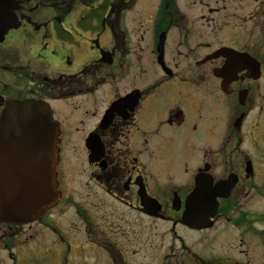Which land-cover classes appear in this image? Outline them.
I'll return each mask as SVG.
<instances>
[{"label":"flooded vegetation","instance_id":"1","mask_svg":"<svg viewBox=\"0 0 264 264\" xmlns=\"http://www.w3.org/2000/svg\"><path fill=\"white\" fill-rule=\"evenodd\" d=\"M258 1L0 0V113L10 100L48 103L59 129L58 187L65 179L70 185L36 221H0V264H250V254L263 256L258 212L242 203L257 192L258 144L247 153L240 143L262 94ZM90 135L102 147L94 162ZM66 147L84 166L85 179L76 184ZM178 149L180 164L194 170L188 184L167 193L161 184ZM199 174L225 183L215 209L195 210L211 214L212 224L193 228L182 213ZM142 190L156 202L143 201ZM147 202L160 207L157 216L144 212ZM60 205L70 210L68 224L53 220ZM142 217L171 221L170 231L179 226L191 236L180 231L176 246H166L167 231Z\"/></svg>","mask_w":264,"mask_h":264},{"label":"water","instance_id":"2","mask_svg":"<svg viewBox=\"0 0 264 264\" xmlns=\"http://www.w3.org/2000/svg\"><path fill=\"white\" fill-rule=\"evenodd\" d=\"M163 40L161 38L160 43ZM158 62L163 64L161 46ZM259 75V68H258ZM58 126L49 106L33 99L10 100L0 114V220L27 223L37 218L59 197L55 166L58 160ZM89 161L102 156V147L94 135L88 136ZM194 190L186 198L182 220L188 225H209L210 215L195 210L215 209L218 187L197 177ZM143 201L146 193L139 191ZM214 206L210 205L213 203ZM150 201L156 200L150 198ZM212 201V202H211ZM144 211L156 215L157 205Z\"/></svg>","mask_w":264,"mask_h":264},{"label":"rangeland","instance_id":"3","mask_svg":"<svg viewBox=\"0 0 264 264\" xmlns=\"http://www.w3.org/2000/svg\"><path fill=\"white\" fill-rule=\"evenodd\" d=\"M256 1L257 0H247L248 4L250 2H256ZM258 2H262L263 12L260 14V17L264 18V0H259ZM247 10H249V9H247ZM150 55H151V58L154 59V56L152 54H150ZM147 64H148L147 66H151L152 62L150 61ZM262 73H263V78L260 79V81H259V83L262 86V94H260V96H258V110H256L257 106H255L251 110L249 115H247L248 117L246 116L247 117L246 122H245L243 129H242L243 138H242V141L240 142L241 146L243 145L244 147L247 148V153L250 152V151H248L249 148L258 144V153H256V159L258 160L257 192L255 193V191H254L255 189L252 188L250 190V194L247 196V198L244 201H242V203L244 204L243 208L246 210H249L251 214L258 212V231H261L262 229L264 230V72H263V70H262ZM256 112H257V114H256L257 118H255ZM252 124H253V126H252ZM75 136H76V134H71V135H69V139L75 140ZM198 139L199 140L197 143H200V141L202 140L201 134H199ZM214 139L216 141L215 144H217L220 141L221 137H219L216 134L214 136ZM238 139H239V137H238ZM223 140L224 139H222V141ZM68 146H69V144H68ZM183 152L184 151L180 150V149L173 151L172 156H173V162H174L175 168L170 173L171 178L169 181L166 180V182L164 180V182H162L163 184L160 183L162 185L163 190L166 186L165 190H167V193L171 188V182L170 181H172L173 185H181L182 183H183V185H185V184H188L190 182V181H188V176H189L188 173L189 172L191 173V171L194 170V168L193 167L191 168L190 164L187 167L183 163L180 164L179 158H180V156L183 155ZM63 158H64V161L68 165L71 164V162L73 160L76 164V166H75V168H73V171H72L71 176H70V178H73V181H72L73 184L78 183V181H81L82 178L85 179L84 166L80 162L81 159L79 156L74 154V152H72V150L69 147H66L64 149ZM185 169H187V171ZM65 181H66V179L62 180V182L60 183L61 184L60 189L62 191V195L64 196V198H65L67 192L69 193V186H70V185H67L65 183ZM68 182L70 183L69 179H68ZM93 191H94V187L92 189V192ZM164 192L165 191H162V193H164ZM92 196L95 197L94 194H92ZM56 209L59 213V216L55 219L53 218V220L55 221V224L57 222V223H59L57 225H61V224L65 225V224L69 223V220H72V218H70V212H69L70 210L67 211L65 209H62L61 205L59 207H57ZM132 215H135V213ZM135 218H136V216H135ZM142 219L144 221H146L147 223L151 222V224H153V223L159 224V229L157 231H163V230L167 231L165 234V239H164L166 246H168L169 244L170 245L172 244V246H176V244H177L176 236L178 234H180V231L182 233L185 232L181 228L179 231V228H178L179 226H176V228L175 227L173 228L174 230H176V233L170 231L171 230V224H170L171 222L170 221L164 222L161 220L160 221L157 220L156 222H154L153 220L151 221V220H148V219L143 218V217H142ZM60 236L63 238H67L69 240V239H72L73 234L62 233V234H60ZM190 236H191L190 233L185 232V237H190ZM232 239L233 238L231 235V237H229L228 240H232ZM58 240H60L59 237H58ZM214 240L216 241V243L214 245L217 247L218 240H220L219 233L216 232V237ZM186 243L190 244V242H186ZM252 246H253L252 249L255 250L256 246L254 243H252ZM216 247L209 246V249L210 250L214 249L213 253L216 254L221 250V249H219V250L216 249ZM145 248L149 252V250H150L149 245H146ZM258 248H261V246H259ZM252 249H250V250L252 251ZM174 253H175V250L174 251H171V249L167 250L168 259L172 263H174V259H175ZM262 258L264 259V252H263L262 257L260 255V253H258L257 256L252 253L249 256L250 264H261ZM36 262H37V264L39 263L38 261H36ZM7 264H11V261H9L8 259H7Z\"/></svg>","mask_w":264,"mask_h":264}]
</instances>
